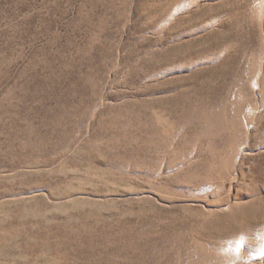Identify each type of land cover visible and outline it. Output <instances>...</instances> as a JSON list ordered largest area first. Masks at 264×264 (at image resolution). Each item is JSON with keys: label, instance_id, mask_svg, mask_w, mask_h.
<instances>
[{"label": "rangeland", "instance_id": "obj_1", "mask_svg": "<svg viewBox=\"0 0 264 264\" xmlns=\"http://www.w3.org/2000/svg\"><path fill=\"white\" fill-rule=\"evenodd\" d=\"M264 0H0V264H264Z\"/></svg>", "mask_w": 264, "mask_h": 264}, {"label": "snow or ice", "instance_id": "obj_2", "mask_svg": "<svg viewBox=\"0 0 264 264\" xmlns=\"http://www.w3.org/2000/svg\"><path fill=\"white\" fill-rule=\"evenodd\" d=\"M261 255H264V251L261 252Z\"/></svg>", "mask_w": 264, "mask_h": 264}]
</instances>
